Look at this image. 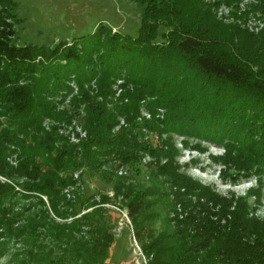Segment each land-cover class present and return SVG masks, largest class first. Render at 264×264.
Wrapping results in <instances>:
<instances>
[{"label": "trees", "instance_id": "1", "mask_svg": "<svg viewBox=\"0 0 264 264\" xmlns=\"http://www.w3.org/2000/svg\"><path fill=\"white\" fill-rule=\"evenodd\" d=\"M129 1L140 9L134 37L99 23L91 33L37 45L18 43V4L0 0V259L14 242L23 246L21 264H107L115 240L98 206L107 197L70 202L62 192L82 167L109 177L103 165L118 161L139 174L148 158L156 162H149V188L123 178L113 186L148 264H264V219L248 201L259 203L264 188V29L224 24L205 0ZM251 12L264 15V0ZM118 79L133 90L125 104L108 106ZM93 80L95 95L83 87ZM71 82L76 112H58L50 99L70 94ZM80 108L87 132L80 146L43 127L49 119L69 122ZM141 109L149 117L138 121ZM120 118L127 127L114 134ZM174 136L185 147L186 139L198 141L191 147L200 152V142L221 148L210 160L222 182L256 186L246 196L222 195L193 180L176 162Z\"/></svg>", "mask_w": 264, "mask_h": 264}, {"label": "rangeland", "instance_id": "2", "mask_svg": "<svg viewBox=\"0 0 264 264\" xmlns=\"http://www.w3.org/2000/svg\"><path fill=\"white\" fill-rule=\"evenodd\" d=\"M16 2L18 4L16 13L22 20V23L16 27L19 44H22V42L37 45H46L49 42L55 43L61 38L69 39L91 33L99 23L107 24L113 32L117 31L134 37L140 23V9L129 0H16ZM205 2L212 5L210 8L216 19L224 24H238L242 29L254 34H258L264 29V15L251 12V7L257 6L259 0H233L230 7L226 6L222 0H205ZM216 2L219 4L216 5ZM68 85L72 90L70 94L62 93L59 97L50 100L54 103L56 111L73 114L76 111L73 108L71 99L78 96L79 90L75 82L68 83ZM83 87L90 90L91 95H95L98 91L94 80ZM132 90L133 87L126 84L123 79L116 80L111 88L112 103H107V105L125 104L127 101L124 96ZM108 99L110 100L109 97ZM98 101L101 100L98 98ZM162 112L160 114H163ZM148 117V113L141 109L138 121L143 118L148 119ZM84 122L85 113L83 108H80L69 122L49 119L43 122V127L47 131L50 130L51 126L56 127L58 134L68 144L78 147L87 139ZM123 127H127V124L124 119L120 118L112 133H117ZM146 138L152 144H157L155 135L148 134ZM183 140L184 138L181 137H173L175 147L179 151L176 162L182 167L181 172H184L193 180H197L203 185L213 186L222 195L234 193L236 196H246L249 189L256 186L253 179L241 182L238 185L222 182L218 176L220 167L214 165L210 160L211 155L221 154L222 149L209 143L200 142L201 147L206 148L204 152H200L191 147L198 144V141L186 139L189 146L185 147L182 144ZM8 161L10 165L16 166L17 153L13 154ZM149 162L156 164L155 161L144 158L139 166V174H136L134 169L128 166L119 165L118 161L114 162L112 167L103 165L102 170L107 171V173L112 172L109 177L92 173L82 167L72 174L73 184L65 187L62 192L66 201L70 202L81 197L100 203L102 195L107 197V202L98 205L106 211V219L115 240L109 249L107 264H148L142 247L135 238L133 223L125 206V198L123 195H116L113 186L117 179L121 180L123 178L124 182L126 180L125 184H138L143 188H149L151 185L150 171L153 169L150 167ZM169 192L171 194L174 189H170ZM170 199H173V195L170 196ZM43 200L48 208L46 199L43 198ZM248 201L252 205H257L255 216L264 219V188L259 203H256L251 196ZM22 204H25V202H20L18 210ZM47 210L50 217L55 219L57 223L61 222L52 214L49 208ZM90 210L92 208L86 211L82 209L74 218H79ZM171 216L172 212L169 210L166 218L170 220L173 227ZM72 219L69 218L66 222H70ZM159 226V223H156V229ZM22 249L21 244L11 243L7 254L0 259V264H21L20 261L24 256L18 254Z\"/></svg>", "mask_w": 264, "mask_h": 264}]
</instances>
